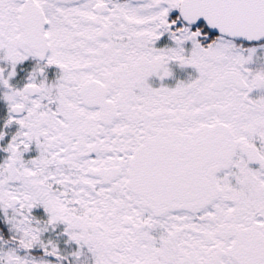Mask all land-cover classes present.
<instances>
[{
    "label": "snow or ice",
    "instance_id": "obj_1",
    "mask_svg": "<svg viewBox=\"0 0 264 264\" xmlns=\"http://www.w3.org/2000/svg\"><path fill=\"white\" fill-rule=\"evenodd\" d=\"M0 264H264V0H0Z\"/></svg>",
    "mask_w": 264,
    "mask_h": 264
}]
</instances>
